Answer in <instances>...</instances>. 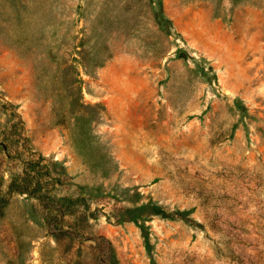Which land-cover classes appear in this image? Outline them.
Returning <instances> with one entry per match:
<instances>
[{
    "label": "rangeland",
    "instance_id": "rangeland-1",
    "mask_svg": "<svg viewBox=\"0 0 264 264\" xmlns=\"http://www.w3.org/2000/svg\"><path fill=\"white\" fill-rule=\"evenodd\" d=\"M0 264H264V0H0Z\"/></svg>",
    "mask_w": 264,
    "mask_h": 264
}]
</instances>
